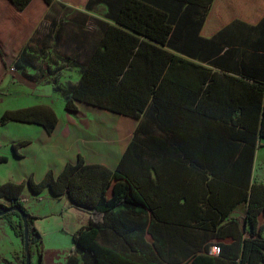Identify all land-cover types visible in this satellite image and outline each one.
<instances>
[{"label": "trees", "instance_id": "obj_1", "mask_svg": "<svg viewBox=\"0 0 264 264\" xmlns=\"http://www.w3.org/2000/svg\"><path fill=\"white\" fill-rule=\"evenodd\" d=\"M9 1L20 11L32 2ZM43 1L50 5L54 0ZM214 1L88 0V8L105 4L112 23L107 24L92 59L71 88L65 107L77 113L78 103L86 102L141 120L115 169L79 157L59 173L49 169L39 181L29 177L21 183H0V211L9 209L0 218L24 240L21 213L27 215L32 255L35 251L43 255V238L35 225L38 217L26 207V185L33 193L48 188L56 196L67 195L73 205L89 213L88 223L73 235V253L78 258L71 256L72 264H224L221 256L231 259V264H264V236L258 231L264 204H255L253 193L249 198L246 166L257 136L264 138V76L234 58L226 29L211 37L202 34ZM0 53L9 67L1 48ZM12 120L38 123L52 132L58 116L52 107L38 105L7 110L0 116V124ZM148 150H164L169 154L168 165L176 168L184 157L200 168L211 207L215 205L212 194L226 195L227 184L235 186V207L250 199L251 232L244 238L240 235V252L236 246L225 254L220 245L221 256H212L188 235L156 237L159 251L152 249L144 216L149 210L156 214L159 210L149 192L154 185L150 167L155 164L146 157ZM176 207L169 204L168 212ZM216 209L223 218L226 211ZM220 219L212 222L213 227ZM168 241L176 243V255L163 251ZM19 264H27L25 250Z\"/></svg>", "mask_w": 264, "mask_h": 264}, {"label": "crops", "instance_id": "obj_2", "mask_svg": "<svg viewBox=\"0 0 264 264\" xmlns=\"http://www.w3.org/2000/svg\"><path fill=\"white\" fill-rule=\"evenodd\" d=\"M87 2L54 0L48 5L43 0H32L20 11L9 0H0V48L9 64L5 67L0 53V116L7 110L38 105L52 107L58 116L52 132L38 123L12 120L0 124V158H6L0 159V183H21L29 177L39 181L49 169L59 173L67 163H75L79 157L87 163L115 169L134 139L141 119L86 102L78 103L77 113L65 107L71 88L79 82L83 69L92 59L107 24L112 23L106 16L105 4L88 8ZM222 4L228 5L227 15L218 12ZM222 29H226L228 50H235L234 58L242 61L247 70L264 76V0H215L202 34L211 37ZM164 152H146V157L155 164L154 168L150 167L154 185L149 187V192L151 202L159 210L157 214L149 210L144 216L147 220L145 235L152 249L159 251L156 237L188 235L202 251L212 256H221L220 245L225 254L234 251L236 246L240 252V235L244 238L251 232L247 219L250 195L253 193L255 204H264V138L257 136L252 157L246 161L250 172L249 198L237 207L235 186L231 184L226 186V195L219 196L218 191L212 194L215 205L211 207L208 203L211 194L204 195L201 169L192 166L187 157L183 158L180 168L168 165L166 155L169 154ZM42 193L50 199L65 197L71 207L81 209L73 205L67 195L56 196L48 188L33 193L26 185L23 192L27 198H36ZM169 204L177 206L174 211L168 212ZM217 206L226 211L223 218ZM258 217V231L264 236V211ZM217 218L222 219L213 227L212 222ZM88 221L89 217L82 226ZM3 233L11 237L7 230ZM17 237L14 254L11 249L5 250L9 246L0 251V258H10V264H19L23 256L24 242ZM175 245L168 241L163 251L176 255ZM73 254L65 264H72L71 256L78 258L75 252ZM160 257L168 263L165 257ZM221 258H225L224 264H231L228 257ZM41 262L43 264V258Z\"/></svg>", "mask_w": 264, "mask_h": 264}, {"label": "rangeland", "instance_id": "obj_3", "mask_svg": "<svg viewBox=\"0 0 264 264\" xmlns=\"http://www.w3.org/2000/svg\"><path fill=\"white\" fill-rule=\"evenodd\" d=\"M226 7H228L227 4L220 5L219 14L226 13L227 15ZM25 198L28 211L38 217L35 225L43 238V264H65L70 254L73 253L75 244L73 235L88 220L89 214L82 209L71 207L65 197L64 199H50L42 193L36 198ZM4 230H7L11 237L5 235ZM0 236V251H4V246H9V249L5 247V250L11 249L14 254L18 247L15 238L18 237L5 218H0ZM40 258L41 255L35 251L32 255V264H39ZM1 262L8 264L0 258Z\"/></svg>", "mask_w": 264, "mask_h": 264}, {"label": "water", "instance_id": "obj_4", "mask_svg": "<svg viewBox=\"0 0 264 264\" xmlns=\"http://www.w3.org/2000/svg\"><path fill=\"white\" fill-rule=\"evenodd\" d=\"M12 209H15L12 208ZM9 211L8 210H3V211H0V216L6 214L7 212ZM22 217H23V221H24V226H25V234H24V250H25V253H26V262L27 264H32V253H31V250H30V246H29V240H28V225H27V215L24 214V213H21ZM42 260V256L40 258V262Z\"/></svg>", "mask_w": 264, "mask_h": 264}]
</instances>
